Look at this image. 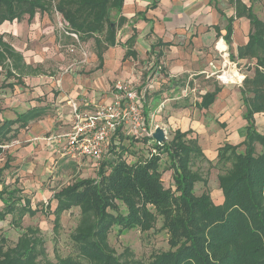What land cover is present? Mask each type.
Masks as SVG:
<instances>
[{
	"label": "trees",
	"instance_id": "obj_1",
	"mask_svg": "<svg viewBox=\"0 0 264 264\" xmlns=\"http://www.w3.org/2000/svg\"><path fill=\"white\" fill-rule=\"evenodd\" d=\"M232 1L235 17L248 19L250 33L247 43L229 59L249 60L251 64L246 66L239 89L247 123L245 139L235 146L224 144L217 152V162L230 165L217 177L223 197L220 204H215L207 191L200 195L195 192L197 184L206 185L207 181L193 166L206 158L196 139L187 138L191 131H175L170 141L165 139L160 144L152 137H144L141 142L151 146V153L134 162L127 159L126 148L121 145L138 138L118 132L114 137L118 146L115 141L110 143L108 156L100 162L96 176L76 180L56 192L52 196L56 206L51 213L48 204L33 209L19 189L2 186L6 167L1 168L0 221L9 216L10 225L20 229L25 216L44 212L53 215V228L57 229L61 215L77 208L79 219L71 238L77 256L90 264H122L108 245L112 229L116 228L119 236L131 230L143 233L151 230L158 219L168 236L169 249L154 254L147 264H264V134L257 131L254 120V115L264 114V21L251 6L246 7L241 0ZM123 3L124 0H0V26L21 21L24 16L32 18L37 12L48 13L53 7L66 23L67 34L75 35L78 42L93 41L101 62L102 54L117 45L116 31L123 20L114 19ZM231 21L223 37L227 45ZM133 42L134 35L123 46L130 47ZM130 55L132 52L127 50L124 58ZM7 59L12 68L7 70L9 78L12 71L27 73L20 56L0 36V64ZM218 92L215 88L204 94L196 106L207 109ZM44 113L45 108L33 107L15 119L4 120L0 124V147ZM144 117L146 120V112ZM256 145L261 148L258 153ZM162 155L168 161L164 171L159 169ZM165 172L171 173V187L163 184ZM24 232L11 251L2 250L5 239L0 238V264H39L36 259L45 255L39 231L28 227ZM55 264L81 262L69 257Z\"/></svg>",
	"mask_w": 264,
	"mask_h": 264
},
{
	"label": "crops",
	"instance_id": "obj_2",
	"mask_svg": "<svg viewBox=\"0 0 264 264\" xmlns=\"http://www.w3.org/2000/svg\"><path fill=\"white\" fill-rule=\"evenodd\" d=\"M232 2V0H124L120 14L114 19L115 22L119 18L123 20L116 31L117 45L102 54L101 62H99L95 51L92 62L97 61V65L93 69L90 67L87 74L79 76L78 74L64 75L60 83L59 100L69 99L71 103L77 104L80 110L92 111L98 105L110 104L112 100L111 83L125 82L138 94L136 102L143 112L147 113L146 120H144L145 127L153 122L156 127L159 126L164 131H166L165 129L182 133L191 131L189 135H193L192 139H198V137L200 139L201 135L205 136L208 128L214 127L211 122L212 118L213 120L218 118L222 120L232 119L233 123H230L229 135L224 142L232 146L242 143L246 136L247 123L243 119L244 107L240 101V86L235 87L236 84L233 81L221 83L222 86H220L214 77L213 82L217 84L218 87L215 88L219 89V92L214 102L207 109H200L196 105L201 102V97L204 94L212 92L215 88L200 93L199 97L194 98V100L191 96L194 94V86L201 79V76H207L208 73L212 76L223 65L219 48L226 47L228 55L235 56L238 47L244 46L248 41L250 23L244 17H235V7ZM241 2L246 7L251 6L257 17L264 21V12L257 13L252 0H241ZM35 15L32 18L27 16L28 21H34L32 29L40 24L39 17ZM22 21L23 19L11 23L4 22L0 26V36L20 56L22 65L25 68L24 72L27 73L21 75L12 71L13 76L9 78L7 70H12L9 59L0 64V69L5 71V80L13 78L16 84L24 86L23 79L25 77L32 78L38 75L37 67L33 68L31 66L32 63H35L34 58H26L32 53L24 50L16 51L5 39V37L13 36V33L17 32V25ZM228 21H231L229 45L223 39L226 34V27L229 24ZM24 22L27 24V21ZM48 23L42 33H50L48 31L51 28L50 22ZM36 34V32L32 34V40H34ZM133 35L134 42L132 45L130 47L123 46ZM47 36L50 37V34ZM70 36L74 37V35ZM74 38L76 39V37ZM127 50L132 52V55L124 58ZM236 64L249 65L251 62L249 60H238ZM229 77H231L230 74ZM13 86L12 83H6L7 88ZM187 103H189L188 106ZM33 107L42 106L33 105L27 110ZM45 107L43 106V108ZM46 111L45 108L44 115L29 122L27 127L21 129L11 142L30 141L32 145L23 150L24 154H26L25 152L29 153L33 145H38L39 148L43 149L44 152L41 153L44 154L45 159L50 162L75 163L68 159L56 157L51 142L46 141V138L52 134L69 130L72 123L71 111L67 128H52L54 125H52L50 118H45L47 116ZM21 113H17L13 119ZM237 118L240 119V122L234 121ZM204 119H210V122H205ZM254 120L257 131L261 133V130L264 129V114L254 115ZM62 126H65V124ZM206 126L209 127L206 128ZM21 131L24 132L20 133ZM124 135L128 136L127 132ZM218 135H222L224 138V133ZM218 141H220L219 137L216 140L212 138V143L210 141L208 143L209 156L206 155L205 158L210 161L217 159L218 149L224 145L218 146L217 151L214 152L212 150L213 146H216ZM114 144L118 145V142L115 141ZM3 146L0 147V153ZM11 153L9 152V154ZM38 155L40 156L39 153ZM8 156L0 166V169L5 166V171L11 168L13 162ZM12 156L18 158L14 153H12ZM105 156H108V150L105 151L104 159ZM86 160L87 163L82 166H89V172L96 175L99 167H96L92 160ZM16 162H18L17 159L13 163L19 164ZM1 184L4 186L2 182ZM2 186H0V189ZM222 198L221 191H218L217 196L214 198L215 204H220ZM0 204L2 205L1 202Z\"/></svg>",
	"mask_w": 264,
	"mask_h": 264
},
{
	"label": "rangeland",
	"instance_id": "obj_3",
	"mask_svg": "<svg viewBox=\"0 0 264 264\" xmlns=\"http://www.w3.org/2000/svg\"><path fill=\"white\" fill-rule=\"evenodd\" d=\"M252 2L257 13L264 12V0H252ZM35 16L39 17L40 24L38 27L32 29L31 27H33L34 21H28V17L25 16L23 21H27V24L25 22L23 23V21L18 23L17 32H14L13 36L5 37L6 41L16 51L20 52L24 50L25 52L29 51L32 53L26 56V58H34L33 61L35 63H32L31 66L33 68L37 67L36 71L38 75L36 74L37 76L32 78L25 77L23 79V86L16 84L13 78L5 80V71L0 69V124L5 119H13L17 113H21L33 105L42 107L46 105L47 116L45 118H50L52 125H54L52 128H67L71 111V100H59L58 98L61 79L66 74H78V76L87 74L90 67L93 69L97 65V61L95 63L92 62L95 53L94 43L92 40L86 43L78 42L74 37L68 35L65 32V23L61 19V16L54 11L53 7L48 13L37 12ZM48 22H50L51 27L48 30L50 37L47 36L49 34L42 33L44 28L48 26ZM34 32L37 34L34 40H32V34ZM230 62L236 64V61L230 60ZM246 66L236 64V69L240 75H245ZM221 68L212 75L213 77L209 73L207 76L203 75L200 77L202 80L199 79L197 81L194 86L195 92L191 95L193 100L199 97L200 93L218 87L213 82L214 77L220 86H222L221 83L232 82L236 71L234 66L230 65L225 69L231 77H229V74H226V76L221 78L222 80L216 79V76L221 74L219 72ZM6 83H12L14 86L7 88ZM237 85L241 86L236 84L235 87ZM113 86L114 84L111 83L110 92H113ZM186 105L188 106L189 103ZM211 120L212 126L214 127L208 128L209 126H206L208 129L205 136L201 135L200 139L199 137L198 139L196 138L205 157L209 156L208 143L209 141L211 142L212 138L216 140L219 137L220 140L218 143L216 142V146H213L212 150L214 152L217 151L218 146L225 144L224 140L229 135L228 132L231 129L230 123H233L232 119L222 120L218 118L213 120L212 118ZM203 121L210 122V119H204ZM234 121L240 122V119L237 118ZM63 124L65 126H62ZM145 128L146 134L143 132L137 136V140L130 138L123 142L124 145H121L126 148L127 159L130 162L149 157L151 146L148 143L141 142V139L152 136L155 129L161 127H156L155 123L150 122ZM165 130L166 141H170L173 136V130ZM23 132L21 131L20 133ZM219 133H224V138L222 135L219 136ZM261 134H264V129L261 130ZM129 136L131 135L129 134ZM187 138L192 139L193 135H189ZM13 142L2 147L0 166L3 164L9 152L17 155L16 157L18 158H14L11 153L8 157L13 162L17 159L18 162L16 163L19 164L11 163V168L2 175V183L10 189H19L21 195L29 199L33 209H40L48 204L47 209L51 213L56 206V201L52 199V196L56 192L76 180L94 178L96 176L94 173L89 172V166H82L87 163L86 159H82L80 165L75 163L77 165L76 167L62 161L50 162L45 159L44 154L41 153L43 149L39 148L38 145H33L31 151L29 153L25 152L26 154H24L23 150L27 146L32 145V143L28 140L18 141L17 143ZM109 150L110 148L108 152ZM242 150L243 147L238 149L239 152ZM260 150V146L256 145V153L260 152ZM167 165V158L162 155L159 165L160 171H164ZM193 167L207 181L206 185L202 183L196 185V194L200 195L203 191H207L210 194L211 200L215 203L214 198L217 196L218 191H221L217 177L224 174L230 168V165L218 163L217 159L210 161L206 158V160L199 159L196 161ZM170 177V172L162 174V181L165 187H171L172 182ZM1 208L2 205L0 204ZM53 219L54 217L51 214L46 215L44 212H38L33 217L25 216L21 222V228L16 229L10 225V217L7 216L4 220L0 221V238L5 239L3 240L5 244L2 250L6 251L8 249L11 251V249H14L18 238L25 233L26 228L30 227L39 231L38 237H41L40 239L42 241V249L45 255L36 259L39 261V264H55L69 257L79 260L81 264H90L77 256L78 254L71 238L78 224L79 210L72 208L68 212H64L60 217L57 229L53 228ZM108 245L112 249L114 258L118 259L122 264H147L154 254L166 252L169 249L168 236L166 231L161 228L160 219L157 220L151 230L143 233L138 230H131L119 236L116 234V228H113L108 236Z\"/></svg>",
	"mask_w": 264,
	"mask_h": 264
},
{
	"label": "built area",
	"instance_id": "obj_4",
	"mask_svg": "<svg viewBox=\"0 0 264 264\" xmlns=\"http://www.w3.org/2000/svg\"><path fill=\"white\" fill-rule=\"evenodd\" d=\"M218 50L223 65L219 71L221 74L216 79L229 73L225 69L233 65L236 74L232 81L241 85L244 76L240 75L236 64L230 62L227 48ZM137 98L138 94L127 83L116 82L110 104L98 105L92 111H82L77 104L71 103L72 123L69 130L52 134L46 141L51 142L55 156L60 159H68L76 164L82 159H90L99 167L105 151L115 141L114 137L118 132H127L136 138L143 132L147 133L144 112L138 106Z\"/></svg>",
	"mask_w": 264,
	"mask_h": 264
},
{
	"label": "water",
	"instance_id": "obj_5",
	"mask_svg": "<svg viewBox=\"0 0 264 264\" xmlns=\"http://www.w3.org/2000/svg\"><path fill=\"white\" fill-rule=\"evenodd\" d=\"M165 136L166 135L162 128H156L151 137L153 138L154 141L160 144L166 139Z\"/></svg>",
	"mask_w": 264,
	"mask_h": 264
},
{
	"label": "bare ground",
	"instance_id": "obj_6",
	"mask_svg": "<svg viewBox=\"0 0 264 264\" xmlns=\"http://www.w3.org/2000/svg\"><path fill=\"white\" fill-rule=\"evenodd\" d=\"M224 75L221 76V78L223 77Z\"/></svg>",
	"mask_w": 264,
	"mask_h": 264
}]
</instances>
